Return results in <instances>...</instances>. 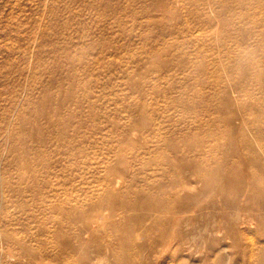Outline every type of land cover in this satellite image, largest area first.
Wrapping results in <instances>:
<instances>
[{
  "label": "rangeland",
  "instance_id": "1",
  "mask_svg": "<svg viewBox=\"0 0 264 264\" xmlns=\"http://www.w3.org/2000/svg\"><path fill=\"white\" fill-rule=\"evenodd\" d=\"M263 13L264 0H0V264L37 248L83 264L111 235L148 244L152 224L176 235L174 264H262L264 26L247 23ZM167 176L189 186L183 211L155 220L140 202L129 228L95 224L79 246L68 213L111 188L158 194Z\"/></svg>",
  "mask_w": 264,
  "mask_h": 264
},
{
  "label": "bare ground",
  "instance_id": "2",
  "mask_svg": "<svg viewBox=\"0 0 264 264\" xmlns=\"http://www.w3.org/2000/svg\"><path fill=\"white\" fill-rule=\"evenodd\" d=\"M258 21L260 22L258 23ZM258 21H254L252 19L247 24H260L264 26V13ZM263 37L264 35H261V38ZM175 144L177 143H174V141L168 142L169 148L174 147ZM185 156V151H182L181 154L177 153L176 156L173 157L175 160V165L173 164L172 167H184L185 165L181 164V159ZM213 160L218 164V166L224 167L222 162L223 159L216 160L214 158ZM165 163L167 165V170L170 169L171 164L169 162ZM187 165L191 166L192 163L186 164V167ZM166 174L168 175V173ZM124 176V173H120V175L110 173L107 183L110 186L115 184L119 185L121 183L120 180L123 179ZM169 176H167V186H165L164 189H160L158 194L147 196L143 189L134 190L133 193L136 194L138 201L136 200L132 202L125 198H115L116 192L113 188H111L109 190L110 192L105 196V198H101L99 202L93 204L90 210L81 214L68 213L67 215L70 216L73 221L80 223V228L76 231V239L79 246L82 247V249L86 248L85 246H87V244L84 242L83 236L88 235L91 237V226L95 224L104 223V227L108 226L109 228H113L118 231L129 228V220L126 214L130 211H135L138 209L140 210L141 207L138 205L140 202H147V208L155 212V220L158 217L163 218L164 216L167 218H172V210L176 208L179 209V207L183 205L181 200L184 199V195L189 191V186L187 183L177 181L176 179ZM163 207H167L168 209L164 211ZM180 209L183 211L185 207L182 206ZM161 212L162 214H160ZM178 212L179 211H175L176 214ZM247 223L248 222L246 220H240L235 223V228L244 231V226ZM177 225L178 224H175L173 229H177ZM141 229L144 231V228ZM146 231L150 233L149 235H152V241H150L148 244L136 242L134 239L121 234L111 235L108 238L110 245L107 244L108 247L106 248L98 246V248L94 250L96 256L89 258L87 257L83 264H100V261L104 259L108 260L109 258H113V264H174V259L171 256H168L166 253L168 252V249L172 243L177 240L176 235L169 234L166 227L157 229V227L153 224L149 227H146ZM57 235L60 236V234ZM179 240L183 241V238H180ZM41 250L42 249L37 248L36 251L33 250L31 252L23 249L24 252L18 254L16 257L19 261H23L26 264H76L73 257L60 258L57 254L59 250H55L49 255L42 253ZM260 252L262 254L259 256L260 261L264 262V247L260 249ZM84 253H87V251H84ZM263 262L262 264H264ZM181 264H184V262L181 261Z\"/></svg>",
  "mask_w": 264,
  "mask_h": 264
}]
</instances>
